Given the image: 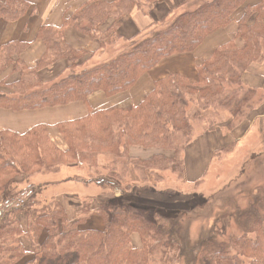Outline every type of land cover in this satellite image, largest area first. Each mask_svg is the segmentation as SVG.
Masks as SVG:
<instances>
[{
  "label": "trees",
  "instance_id": "1",
  "mask_svg": "<svg viewBox=\"0 0 264 264\" xmlns=\"http://www.w3.org/2000/svg\"><path fill=\"white\" fill-rule=\"evenodd\" d=\"M160 1L92 0L66 19L62 28L39 30L37 39L45 44L46 52L34 68L15 60L29 43L0 47V76L10 67L20 74L18 81L6 85L11 94L0 92V109L40 110L88 103L97 94L113 98L129 92L162 61L193 53L208 37L227 29L248 0L201 1L169 26L132 46L129 41L128 48L120 47L121 21L135 9L150 15ZM30 7L29 0H0V21L16 22ZM236 24L232 39L199 66L196 81L169 75L157 80L138 105L91 112L83 119L60 123L56 128L65 149L53 144L47 126L25 134L0 132V264H171L168 251L183 236L184 217L206 205H218L222 197V192L203 198L175 187L159 188L167 172L177 175L178 183L185 181L180 157L191 144L192 121L203 119L202 111L209 107H217L229 111L233 119L238 117L240 124L255 107L258 90L246 87L243 77L254 64L264 62V0L256 6L246 5ZM66 28L97 41L102 51H118L113 50L107 62L78 72L87 52L66 43ZM61 60L71 64L68 72L44 83L41 72ZM194 104L197 109L191 113ZM228 124L232 127L231 121ZM134 146L173 152L174 156L159 153L148 160L136 159L129 154ZM100 155L112 158L109 172H100L97 183L122 189L121 200L114 196L85 202L75 220L61 201L38 200L42 188L30 183V178L70 164L93 168ZM25 181L26 188L19 189ZM142 193L181 198L168 205L127 199ZM221 206L209 237L197 249L194 264H264V185L254 188L245 205L230 199ZM21 216H25V225ZM95 216L104 221V231L83 230L81 226ZM135 234L141 237V248L132 244Z\"/></svg>",
  "mask_w": 264,
  "mask_h": 264
},
{
  "label": "crops",
  "instance_id": "2",
  "mask_svg": "<svg viewBox=\"0 0 264 264\" xmlns=\"http://www.w3.org/2000/svg\"><path fill=\"white\" fill-rule=\"evenodd\" d=\"M185 1L187 0H161L150 15H145L142 11L135 9L130 15L121 21L120 35L123 39L122 42L135 40L145 30L160 23L169 14L171 9L179 6L181 8ZM29 2L31 7L25 17L16 22L0 21V47L15 42L29 43V48L21 55L15 57V60H21L28 67L34 68L46 52L45 44L37 39L39 30L44 26L62 28L66 19L74 13L86 8L91 4L92 0H29ZM260 2L261 0H248L245 6L233 15V23L227 29L220 30L208 37L193 53L177 55L162 61L155 69L144 75L129 92L119 94L113 98H107L102 94H97L94 95L88 103L76 102L66 106L40 110L15 112L13 110L0 109V132L10 131L18 134H25L31 129L43 125L49 128L51 138L59 141V138L60 140L62 139L56 126L60 123L83 119L91 112L107 110L114 107L126 108L138 105L152 91L154 83L157 80L164 79L169 75L179 74L187 77L191 81H196L199 66L204 61L208 60L217 48L231 40L236 33V21H238L244 14L246 5L256 6ZM178 9L174 10L176 11ZM64 38L66 43L74 50L87 52L83 61L87 63H97L93 64L90 68L107 62L114 54V52L110 55L107 53L108 58L106 61L104 60V62H101V59L103 60L104 57L103 53L106 52L103 51L102 53L100 51L98 42L82 35L73 28L65 29ZM70 65L71 64L66 60H61L52 67L42 71L41 76L44 80L55 79L63 73L66 74ZM19 75L20 74L13 71V67H10L0 76V85L2 83L4 85H12L19 80ZM243 81L246 87L257 89L259 91L263 90L264 63L253 65L244 75ZM263 116L264 106L261 109L254 111L249 119L241 124L231 136L225 134L222 128H218L214 133L205 132L198 137L194 145L190 146L185 153L187 182L189 184H195L201 180L204 176L203 172H207V169L209 170L212 164L211 155L213 152L222 149L227 143L233 141V139L238 142L243 140L250 133L251 128L257 119L262 118ZM159 153H164L168 157L174 156L173 152H162L154 149L148 150L142 147L131 148L129 151L132 158L141 160H148ZM204 156L208 157V162L202 161ZM69 170L72 169L69 168ZM97 180L98 179L93 183L100 187L101 185L97 183ZM85 183L93 184L88 182ZM71 185H81V183L73 181L71 178L68 181L66 180L65 182H62L59 186L69 187ZM102 195L103 194L92 196L89 194L88 196H92L90 197L91 201L96 202L105 197ZM122 196V191H118L117 189L115 197L122 198ZM57 198L64 204L69 217L72 220L76 219L79 213V208L75 205L73 198L74 200H82L83 202H87L89 199L83 200L77 195L71 193H62ZM127 199L139 203H166L167 205L179 203V199L174 200L170 197L164 198L151 193H142L141 196H128ZM46 202L49 203L48 200H46ZM98 218L91 217L88 221V224L96 228L91 229L87 227L83 230L104 231V222L102 228V224ZM94 219H97V221L91 224V221H94ZM21 220L25 225V216H21ZM93 224H95V226Z\"/></svg>",
  "mask_w": 264,
  "mask_h": 264
},
{
  "label": "rangeland",
  "instance_id": "3",
  "mask_svg": "<svg viewBox=\"0 0 264 264\" xmlns=\"http://www.w3.org/2000/svg\"><path fill=\"white\" fill-rule=\"evenodd\" d=\"M187 1H185L184 3H186ZM201 1L207 2L211 0H195L194 2H191L188 5L183 6L176 11L174 10L169 16L167 15L168 17L166 16L167 18L165 21L151 26L143 33H141L135 40L130 42L136 43L142 38H145L148 34L169 26L178 16H180L184 12L195 9L199 5V3H201ZM131 43H129V41L122 43L120 42L119 45L120 47L125 45L128 48L129 44ZM134 43H132L131 46ZM113 50L108 52L107 49L104 51L106 53H103V51L100 50L104 56L103 60L101 59V62L102 61L104 62V60L106 61V59L108 58L107 56L112 54ZM114 51H118V50H114ZM86 63L83 65V67H77L76 71L82 72L83 70H85V68L90 69V67L93 64H97L92 62H89L87 64ZM263 63H256L254 65H259ZM55 79H58V77ZM55 79L44 80L42 78L43 82L46 84L54 81ZM0 92L11 94L12 89L6 85H0ZM254 105L255 107L250 112H248L247 117L244 120H242L240 124L238 117L236 119H233L230 112L226 111L223 108L209 107V109H207L206 111H202L203 119L192 121V126H193V133L191 139L192 141L191 144L186 148L185 152L180 157L184 161V166H185V153L190 146L194 145L198 137L203 135L205 132L214 133L217 131L218 128H222L225 134L231 136L232 133L237 128H239L241 124H243L244 122L247 121V119H249V117L254 111L261 109L264 106V89L260 91L258 90L257 96H255ZM196 109H197L196 104L191 105L190 107L191 113L195 112ZM230 121L232 122V127H229L228 123ZM58 140L59 141L52 139L53 144L60 149H65L66 148L65 142L63 140H60V138ZM229 146L230 148L224 150V152L222 153L220 152L221 149L213 152V154L211 155L212 164L209 170L207 169V172H203L204 176L201 178V180L195 183L196 185L189 184L187 182L186 170L184 174V179L186 183L185 181L184 182L180 181L181 183L180 182L178 183L177 175L171 172H167L165 173L166 175L165 183L159 185L160 189H163L165 187H173V188L175 187L179 191L184 192L185 194L194 192L195 196H201L203 198H208L212 195H217L222 192L221 202L218 205L216 206L211 205V208H207L206 205V207L196 209V211L193 212L190 216L184 217L185 226L183 230V236L180 239H178V242L168 251L169 260L171 264H194L196 260L197 249L209 237L210 232L212 231V228L215 223V217L217 216V214H219V212L222 209L221 205H223L226 201L230 199H235L239 202V204L245 205V201L249 199L252 191H254V188L264 185V116L262 118L257 119L253 127L251 128L250 133L243 140L238 142V141H234L233 139V141L227 143V145H225L222 148V150ZM132 148H135V146ZM111 158H112L111 156L100 155L98 159L94 160L95 166L93 165L92 166L93 168L90 167L91 165L90 166L88 165L79 166L76 164L65 165L58 172L49 173V174L41 173L33 176L32 178H30V183L32 182L35 183L36 186H41L42 191L38 197V200L41 203L46 202V200H48L50 204L55 203L58 200L57 197L60 196L62 193L75 194L80 199L83 200L84 199L87 200L89 198L87 202L91 201L90 197L99 194H103L102 196H105L104 199H100L103 201L107 200L109 197L114 198V196L116 195L117 188L109 187V186L98 187L95 183L91 182V180L93 181V179L94 181L95 179H98L97 176L100 175L101 173L106 175V173L109 172L108 162L109 160H111ZM202 161L208 162L209 161L208 157L204 156ZM69 168L72 170H69ZM135 172L136 174L139 175V173L136 170ZM133 177H135L136 181H140L139 176L134 175ZM71 178L73 181L80 182L81 185H71L69 187L59 186L60 184H62V182H65L66 180L68 181ZM19 180L22 181V178H19ZM85 182L93 183V184H86ZM197 183L199 184L197 185ZM26 186L27 183L25 181L24 183H22V185H19V189L26 188ZM118 191H123V190L118 188ZM89 194H91L92 196H88ZM170 198H173L174 200H178L181 197L172 196ZM115 199L121 200V197L119 198L115 197ZM198 199L202 200L201 198ZM73 201L75 202V205H77L79 208L78 216H80L83 204L85 202L81 200L82 201L81 203L80 200L77 199L74 200V198ZM202 202H204V200H202ZM180 207L187 210V208H185L184 206H180ZM94 218H98V217H94ZM98 220L101 222L103 228L104 221L101 218H98ZM95 221H97V219L91 221V224ZM93 225L95 226V224ZM87 227L91 229L96 228L88 224V221L85 225L81 226L82 229H85ZM132 238H133V245L137 248H141L142 247L141 237L138 234H135L133 235Z\"/></svg>",
  "mask_w": 264,
  "mask_h": 264
}]
</instances>
